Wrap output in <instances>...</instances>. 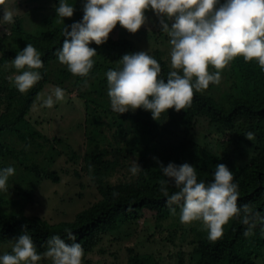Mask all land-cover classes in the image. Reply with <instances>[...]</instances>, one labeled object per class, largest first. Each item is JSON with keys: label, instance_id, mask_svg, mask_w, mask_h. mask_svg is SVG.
I'll return each mask as SVG.
<instances>
[{"label": "trees", "instance_id": "16d2710c", "mask_svg": "<svg viewBox=\"0 0 264 264\" xmlns=\"http://www.w3.org/2000/svg\"><path fill=\"white\" fill-rule=\"evenodd\" d=\"M69 2L73 3L74 13L78 15L74 21H79L83 15L82 0ZM63 28L64 25L41 31L39 36H35L37 39H33L44 62L39 69L42 74L40 81L25 93L15 89L7 93L0 89V167L12 165L9 161L17 162L19 172H14L9 180L16 184L21 198H5L4 193H0V244H8L10 249L11 240L27 230L37 245V251L43 252L51 235L59 234L66 239V230H69L81 244L84 250L82 262H86L87 255L99 244L102 235L118 229L122 222L137 221L145 212L152 213L157 220L170 214L166 197L160 191L161 182L167 178L158 168L157 160L165 166L169 162H188L195 167L198 180L206 181L211 179L214 166L224 163L238 184L240 195L237 203L248 204L253 210L264 212V151L256 152L246 164L238 166L229 157L207 151L187 136L199 115H205L224 127L244 123L252 125L253 131L262 130L264 72L256 61L245 62L238 56L222 70L224 83L219 90L224 95L222 100L194 90L191 103L184 109L175 111L170 108L154 120L149 111L137 108L135 113L120 116L121 121L118 120L116 130L110 134L112 116L104 103L106 88L102 87L106 84V77L100 71L119 67L118 60L122 55L140 50L130 39L113 38L109 34L101 45L90 43L97 53L89 73L94 77L86 85L84 81L88 76L79 78L78 85L81 86L77 87L85 111L84 171L95 185L99 199L78 211L70 221L49 223L27 215L24 207L32 201L38 187L46 180L53 183L59 180L53 169L58 150L50 139L29 124L25 116L47 82L49 63L57 59L55 50L64 38ZM15 55L0 38V60L9 62ZM150 55L160 63L161 75L166 78L171 70L166 61L157 54ZM153 148H159L160 152L154 154ZM132 160L138 161L143 169L137 175L129 171ZM166 186L170 194L176 191L171 181ZM173 207L179 209L178 206ZM245 227L238 218H233L219 238L198 241L194 247V264H257L255 256L260 255L264 248V235L257 227L246 237L243 234ZM166 237L172 242L171 234ZM112 252L111 255L117 258L116 250ZM136 256L130 257V264L139 263ZM145 258L151 259V264H157L152 253L146 254ZM41 261L38 264H51L49 258Z\"/></svg>", "mask_w": 264, "mask_h": 264}, {"label": "clouds", "instance_id": "9594fccd", "mask_svg": "<svg viewBox=\"0 0 264 264\" xmlns=\"http://www.w3.org/2000/svg\"><path fill=\"white\" fill-rule=\"evenodd\" d=\"M149 9L157 17L160 31L168 37L172 70L166 78L162 76L160 63L147 50L122 55L119 67L109 68L104 74L113 111L122 114L140 108L158 120L170 108L184 109L191 103L194 90H205L210 83L218 85L221 70L238 56L245 62L255 60L264 72V0H82L81 19L64 25V38L55 50L57 60L74 76L87 77L97 54L90 43H105L117 23L135 33L145 24ZM55 13L61 21L72 17L73 3L58 0ZM12 23L13 13L3 8L0 26ZM43 63L41 53L31 43L17 51L11 59L17 70L11 78L14 87L21 93L31 89L42 79L39 69ZM209 66L215 71H210ZM64 99L65 90L56 86L42 105L51 108ZM243 135L252 140L254 133L247 131ZM157 164L167 178L161 182L160 191L170 213H176L174 205L179 207L181 223L200 221L208 239L215 240L222 235V226L238 218L246 226L244 236L251 235L257 227L264 235V212L237 203L238 184L224 163L214 166L207 181L198 180L195 167L188 162H169L165 166L157 160ZM142 170L132 160L130 173L137 175ZM14 172L12 165L0 167V193L8 192V180ZM169 181L176 189L171 194L166 186ZM45 243V251L38 252L25 230L11 240L10 251L0 254V264H38L42 258H49L51 264H82L84 250L73 232L66 230V239L53 234Z\"/></svg>", "mask_w": 264, "mask_h": 264}, {"label": "rangeland", "instance_id": "374dc122", "mask_svg": "<svg viewBox=\"0 0 264 264\" xmlns=\"http://www.w3.org/2000/svg\"><path fill=\"white\" fill-rule=\"evenodd\" d=\"M57 4V0H0V15L3 14L4 8L6 11H11L14 16V23L0 26V38L14 53L22 50L27 43H31L36 48L33 39H37L35 36H39L41 31L66 25L78 17L73 13L72 17H65L63 21L56 18ZM145 16L147 17L145 24L135 33H129L117 23L109 34L113 38L130 39L138 50H147L149 54L159 55L170 67L168 37L160 31L157 17L150 9L145 12ZM167 22L171 23V21ZM95 58L94 56L93 59ZM209 70L215 71L212 66H209ZM222 70L221 82L218 85L210 83L207 89L200 92L222 100L224 95L222 96L219 91L224 83ZM16 72L11 61L0 60L2 92L11 93L17 90L11 80ZM100 72L104 77L105 72ZM93 77L92 73L89 74L86 78L87 83H90ZM79 78L82 77L71 74L66 65L61 64L57 59L51 61L48 66L47 82L25 116L29 124L50 139L59 152H56V162L53 165L59 176L58 182L44 181L35 191L32 201L24 207L27 215L45 219L49 223L70 221L78 211L99 199L95 185L90 182L84 171L86 126L84 106L79 98L80 91L77 89L81 86L78 85ZM56 86L65 90V99L54 103L51 108L44 107L42 100L51 94V90ZM102 87L106 88L104 103L108 114L112 116L111 134L116 130L118 120L121 121L120 116H128L136 110L122 114L113 111L107 96V81ZM253 129L252 125L247 126L244 123L224 127L210 121L205 115H199L196 116L187 136L200 143L205 150L227 156L239 166L246 164L256 152L264 151V127L257 132ZM119 130L121 131V128ZM247 131L254 133L252 140L244 137L243 134ZM153 152L156 154L160 149L153 148ZM135 156L133 155V158ZM8 163L13 165L15 172H19L16 161ZM121 173L122 171L117 176L119 177ZM111 179L115 180L114 177ZM15 185L13 181L8 182V192L3 194L5 198L21 200ZM179 211L178 209L175 214L170 213L158 220L152 213L145 212L137 221L122 222L118 229L102 235L99 244L89 252L86 262L82 264H130V257L134 254L137 255L138 264H151L152 260L145 258L149 253L155 256L157 264H194L196 255L194 247L198 241L208 239L207 229L200 221L181 223ZM230 223L231 220L222 226V234L226 232ZM169 234L172 235V242L166 237ZM115 250L118 253L117 258L111 255ZM5 251H10L8 244H0V254ZM181 258L183 262L180 263ZM255 259L257 264H264V248L260 255L256 254Z\"/></svg>", "mask_w": 264, "mask_h": 264}]
</instances>
